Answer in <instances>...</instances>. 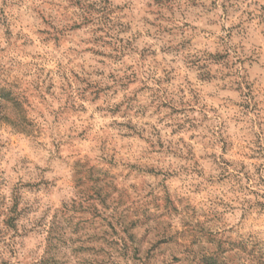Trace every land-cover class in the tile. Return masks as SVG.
Here are the masks:
<instances>
[{"label": "clouds", "instance_id": "1", "mask_svg": "<svg viewBox=\"0 0 264 264\" xmlns=\"http://www.w3.org/2000/svg\"><path fill=\"white\" fill-rule=\"evenodd\" d=\"M0 264H264V0H0Z\"/></svg>", "mask_w": 264, "mask_h": 264}]
</instances>
